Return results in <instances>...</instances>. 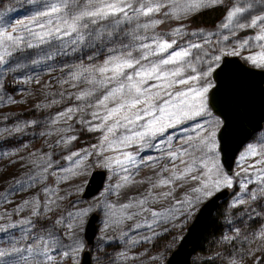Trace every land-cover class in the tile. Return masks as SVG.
I'll return each mask as SVG.
<instances>
[{
  "label": "rangeland",
  "instance_id": "1",
  "mask_svg": "<svg viewBox=\"0 0 264 264\" xmlns=\"http://www.w3.org/2000/svg\"><path fill=\"white\" fill-rule=\"evenodd\" d=\"M0 2L4 6L3 12H0V21L6 25L5 28H0V31L12 32L16 27L15 35L23 33V26L36 30L33 17L38 12L47 10L46 0H0ZM194 2L199 0H176L173 5H167L162 0H150L141 7L145 5L154 7L157 4L162 6L153 14L155 17L150 18V28L137 36L138 44H131L124 51L123 46L126 42L119 43L106 37L101 43L93 41L96 49H89L90 53L87 49L84 53L77 51L74 56L78 60L81 59L85 66L95 65L98 71L101 68L113 69L116 64L124 60L133 62L138 60L140 64L135 69H124L123 73L115 79H112L114 75L112 71H100L104 76L94 82V85H99L101 88L95 98L90 96L84 100H77V105L69 103L52 110L54 112L47 116L44 125L32 124L31 120L15 119L9 122L5 120V115L1 112L5 106L10 105L15 110L27 105L41 107L48 111L54 109V104L60 103L59 101L63 98L54 95L52 91L46 92L45 84L54 79L55 67H43L42 72L40 70L35 73L26 70L21 78L15 76L10 78L13 84L18 81L20 85L15 83L10 88L5 85V88L0 90V145L3 148L0 163L5 164L3 160L7 159L6 165L10 164L13 170L17 169L14 171L15 174L18 171L21 173L19 178L24 180L25 188L29 189L23 192L20 187L11 188L7 183L1 185L0 232L13 235L20 243L17 247H24L23 249L31 246L39 247L43 251L42 241L52 242L47 247V251L52 256L51 261L40 259L37 262L30 253L25 252L26 264H79L80 251L85 247L89 248L91 264H161L169 250L166 244L180 235L196 206L207 196V192L225 186L227 194L220 204L223 207V213L229 211V207L239 204L241 207L237 209L238 214L246 207L252 209L255 197L264 193V121L237 151L231 173L227 174L222 169L217 150L214 153L205 150L207 154L203 152L194 154L196 164L193 165V171L179 179L177 177H180L186 166L192 163V156L178 157L173 160L169 153L179 152L184 146L183 141L188 136H195L193 129L197 124L205 127L211 125L216 129L219 123L215 124L213 121L220 122V119L213 115L209 108L211 120L208 114H202L172 127H166L162 133L144 136L143 139H130L126 144H120L119 141L132 137L135 132L147 131L143 125L148 124L151 117L132 124L122 121L125 126H116L114 134L107 131L108 127L116 125V122L124 115H130V119L135 121V116L131 113H135L137 109L128 108L122 109L112 120L104 121V116L110 109L130 99L124 93H119L106 100L104 104L99 103L121 84L140 87L144 92V95L140 97L141 101L146 99L151 101L150 104L141 103L137 106L139 109L147 108L151 112L154 108L161 106V98L167 99L163 95L164 90L161 86L170 81L144 77L145 83L139 84L138 81L142 77L135 76V72L142 68L150 69L151 65L159 64L160 60L168 58L176 51L187 49L194 43L193 40L188 39L183 40L184 42L176 40L172 47L163 53L159 52L157 47L161 42H172L174 37L170 29L178 28L179 30L175 33L183 35L182 27H190L191 23L188 20L193 12L189 11ZM98 3L99 0H91L90 4L88 0L79 7L70 6V10L75 13ZM167 8L170 13H178L174 16L186 15L159 20L158 15ZM18 22H23V26L17 27ZM38 22L46 23L47 18H40ZM238 32V41L234 39L235 42L221 50L217 56L223 53H236L246 62L264 68V63L260 62V57L264 56V40L257 39L258 36L264 35V23L259 21L256 25L250 23L248 27L244 26ZM79 34L83 35V33ZM72 37L77 39L75 34L69 36V38ZM224 37H227V41L231 38L229 35H223L222 38ZM67 38L63 37V39ZM142 45L149 47L145 48ZM3 51L4 49L0 48V52ZM150 53L154 54L150 55ZM144 56L148 58L141 59ZM251 58H256L257 63L254 64ZM2 66L3 64H0V68ZM174 69L175 67L170 65L162 66L165 72ZM198 73V70L195 72L192 69L186 70L179 78ZM129 75L133 76V80L127 79ZM208 83L211 82L207 79L191 85L173 83L166 90L175 93L184 91L188 87L207 86ZM77 87H80L79 81L56 86L67 94ZM156 93L160 94V98L156 96ZM132 95H135L134 88ZM69 101L70 99L65 102ZM69 109L73 111L70 112ZM140 114L143 115V112ZM167 123L169 122L165 120L157 126H164ZM12 132H20L18 139L23 140L15 141L17 147H13V143H5L6 136L11 135ZM12 137L14 140L17 139L14 134ZM73 137L75 139H72ZM252 149L260 155H250ZM126 155L131 159L125 160ZM118 158L125 160L123 165L118 166L114 163ZM181 159L185 163H181ZM201 159L207 162V167L200 165ZM257 160L262 162L257 164ZM251 165L254 167H250ZM95 166L104 167L105 179L102 187L86 198L80 192L89 170ZM125 176L129 177L128 181L124 180ZM192 176L198 179L193 180ZM224 178L231 179V186L222 183ZM161 180H168L170 183L161 185ZM218 180L221 181L219 186L215 183ZM205 184H208V187H204ZM169 193L170 195H166ZM111 199L121 207L122 211L120 214L122 221L119 223L117 232L112 235H103L97 242L92 238V241L87 243L82 236L86 211L92 208L97 212L99 202L102 203L105 200L108 202ZM141 200L145 202L140 204ZM178 201L180 204H177ZM125 205L130 207L125 208ZM34 211L38 215H33ZM153 213L157 215L153 216ZM230 220L229 218L227 222ZM28 221L31 223H27ZM100 224V229L106 232L109 224L105 217L101 219ZM13 230H16L15 234ZM154 230L157 237L166 241L171 237V240L163 242V245L157 243L156 248H150L147 243L152 238L148 239V237ZM69 236L71 244L59 246V243L68 240ZM222 241L227 242L228 245L225 252L216 250L213 256L208 252H194L192 258L198 261L206 257L209 261H214V264H254L255 262L264 264V214L257 227L252 229L242 227L240 230L236 227L234 233H230L228 238ZM0 250L7 251L8 248L0 245ZM65 252L69 255H64ZM11 264H25V261H12Z\"/></svg>",
  "mask_w": 264,
  "mask_h": 264
},
{
  "label": "trees",
  "instance_id": "2",
  "mask_svg": "<svg viewBox=\"0 0 264 264\" xmlns=\"http://www.w3.org/2000/svg\"><path fill=\"white\" fill-rule=\"evenodd\" d=\"M87 1L88 0H70L69 3L71 7L75 8L77 7V5L79 6ZM148 1L150 0H139V2H137V0H130L129 3H132L134 8H140L141 5ZM162 1H164V3H166L167 5H173L176 0ZM3 7L4 6L0 4V12H3ZM237 8H243L245 11L233 17L230 21L228 18V14L235 11V9ZM189 12H193L192 14H190V18L188 20V22L191 23L190 27H182L183 35H181L182 33H180V36L178 35V33H175L179 30L178 28L177 30L170 29L173 34L172 36L174 37L172 38V41L180 40V42H184L183 40L188 39L193 40V44L201 45L200 48L191 49L192 55L187 59L196 68V70L202 72L208 70L209 64L213 66L217 62V60H215V57H217V54L221 50L228 48L231 43H234V39L238 41V31L243 28L239 25L243 24L245 25V27H248V25L251 23L250 21L253 18H256L257 16L264 17V0H216V3L214 4L206 3L201 7L192 8ZM153 14L154 13L149 16H144L142 14L136 15L132 11H129V16L127 19H125L123 15L110 16L104 20L99 21L95 25L90 24L88 30L86 31L81 30L80 33H83L84 35V39L82 41L77 40L76 37H68L67 39H63L62 37L58 40L52 41L51 43L37 45L33 48H24L22 46L19 52H15L12 56L6 57V63L3 64V66L0 68V90L4 89L5 85H7V87L9 88L13 87L15 83L20 85V82L18 81L13 84L10 78H12L13 76L21 78V76L26 73V70L35 73L40 70L42 72L43 69L41 68L43 67H55V70L53 71L55 77L45 84V91H52L54 95L62 97L63 100L59 101L60 103H55L54 109H51L49 111L48 109L35 107L33 105H27V107L24 106L18 110L13 109L11 105L5 106L3 111L1 112V114L5 115V120H9V122H13L15 119L22 121L31 120L32 124L39 123V125H44L47 116L51 115L54 112H52V110L58 109L61 106L69 103L77 105V100H84L85 98H88L90 96L92 98H95L98 94L97 92H99L101 88L99 85H94V82H97V79H101L100 77L104 75L96 69L95 65H91L90 67L85 66L86 64L83 61H80L81 59L78 60V58L74 56L76 55V52L79 51L80 53H84L89 49H96L95 46H93V41L101 43L106 37H109L111 41H116L119 43L126 42L123 46L125 51L129 48V45L138 44L139 37L137 36L150 28V18L153 16ZM177 14L178 13H170L169 9L167 8L158 15V19L161 20L169 17L180 18L186 15L181 14L180 17L174 16ZM224 25H228V27H224ZM151 32L152 31H150V33ZM22 34L23 33H21L20 35ZM223 35L231 36L230 40L227 41V39H224L225 37L222 38ZM28 42L33 43V41L31 40H29ZM130 51L134 52L135 50ZM90 52L91 51H88V53ZM197 57H199V59H197ZM170 66L177 67L179 65ZM190 69L192 68L186 65L184 66V71H188ZM5 78L7 79L6 81ZM207 80L211 82L210 76L207 77ZM77 81H79L80 87H77V89L73 88V90H71V93L69 92L67 94L65 91L56 88L58 84L63 85L67 82L70 83ZM73 91L75 92L73 93ZM76 92L78 94H76ZM85 93H90V95H84L83 99H77V97H80ZM68 99H70V101L68 103L65 102ZM7 101H11V99H7ZM29 127L34 128L33 126ZM12 134H14L15 137L17 136V139L14 140ZM19 137L20 132H12L11 135L6 136L5 143H13V147H17L15 141H23L22 139H18ZM2 149L3 148L0 145V156L2 154ZM1 158L2 157H0V159ZM3 161H5V164L4 162L0 163V187L3 183H7L11 188L20 187L23 192L29 190L25 188L24 180L19 178L21 173L18 171L15 174L14 171H16L17 169L14 168L13 170L10 164L6 165L7 159ZM18 180L21 181L22 186L21 184L16 183V181ZM224 198L225 196L220 200L218 205L213 210L212 214L206 220L202 234L193 253L208 252L211 254V256H213V253L216 250L217 252H225L228 249V245L227 242L224 243L222 240L224 238H228V235L230 233H234L236 227H238L239 230L242 227L252 229L254 227H257V224H260L261 216L262 214H264V193L255 197L252 209H248V207H246V209L241 211L240 214H238L237 212V209L241 207V205L239 204L229 207V211L223 213V207L220 204ZM120 209L121 207L117 205L116 202L112 199L108 202H106L105 200L102 201V203H98L96 227L93 236L94 241H99L103 235H112L117 232L120 225L119 223L122 221L120 215L122 211ZM91 210L94 209H88L85 216ZM104 217L109 224L106 232H104L105 230L100 229V222ZM229 218L231 220L227 222ZM15 231L16 230H13L14 234ZM224 232L228 234H223ZM178 236H176L172 242L170 241L171 237H169L170 239L166 241L165 239L157 237L156 231L154 230L148 237V239L152 238V240L147 243V246L150 245V248H156L157 243H159V245H163V242L170 241L172 245L170 244V242L166 244V247L170 249L174 246L176 239H178ZM70 240L71 237L69 236V239L65 240L64 242H60L59 246L71 244ZM17 244H19L20 246V243L15 240L13 235L0 232V245H4V247H7V251L10 252L13 248H20L21 250L24 248L17 247ZM220 245H222V247ZM195 263L214 264L215 262L209 261V259H206V257L200 258L198 261H196L194 258H192L191 255V264ZM254 264H259V262H255Z\"/></svg>",
  "mask_w": 264,
  "mask_h": 264
},
{
  "label": "snow or ice",
  "instance_id": "3",
  "mask_svg": "<svg viewBox=\"0 0 264 264\" xmlns=\"http://www.w3.org/2000/svg\"><path fill=\"white\" fill-rule=\"evenodd\" d=\"M47 2V10L38 12L35 17H33V22H35V29L28 28L27 26H23V22H18L17 27H22L23 34L15 35L16 27L13 28L12 32L8 31H0V48H3L4 51L0 52V64L6 63V57L12 56L15 52H19L22 48H33L37 45H43L45 43H51L54 40L60 39L62 37H69L72 35H76L78 40H83L84 36L79 34L81 30H88L89 25H95L99 21L104 20L110 16H119L123 15L125 19L129 16V11H132L136 15H144L149 16L152 13L158 12L160 10L161 4H157L156 6H147L141 8H134L128 0H99L98 4H92L90 8L80 10L78 12H72L70 10L69 0H46ZM139 2V0H137ZM91 4V0H89ZM206 3H216V0H199V2H194L191 7L198 8L203 6ZM77 7H79L77 5ZM245 11L243 8H237L235 11L230 12L228 14V18L231 19L237 16L239 13ZM40 18H47L46 23H39L38 20ZM264 23V17L257 16L255 19L251 21L252 25H256L257 22ZM240 27H244L245 25L241 24ZM6 25L3 21H0V28H5ZM224 27H228V25H224ZM94 31V30H93ZM227 39V37H225ZM258 40H264V35L258 36ZM31 40L33 43H29ZM175 41L171 43L161 42L158 47V51L163 53L167 49L171 48ZM142 47H149L148 45H142ZM201 45L193 44L187 49H183L180 51H176L173 54H170L168 58L160 60L159 64L151 65L150 69H140V71L135 72V76L142 77L139 84H144L146 77L147 79H156V80H165L170 81L162 85L163 95L167 97V99L161 98V106L159 108H154L153 111H148L147 108L139 109L137 106L141 103L150 104V100L141 101L140 97L144 95L140 87H136L135 85L129 86L125 84H121L119 88L113 89V91L109 92L108 96L104 97V100L99 101L102 105L109 98L119 94L124 93L129 96L130 99L123 104H120L118 107H114L110 109L107 115L104 116V121L112 120L116 117L122 109H137L135 113H131V115L135 116V121L130 119V115H124L121 120L116 122V125L113 127H108L107 131L110 134H114V129L116 126H125L122 121H126L128 124L138 123L140 121L145 120L147 117H151V120L148 124L143 125L147 129L145 132H135L132 137H126L119 141L120 144H126L128 140H134L136 138L143 139L144 136L155 135L157 133H162L165 131L166 127H172L174 125L180 124L184 120H191L195 117L201 116L202 114H208L211 120V115L208 113V93L210 89L215 87V85L208 83L207 86H193L188 87L184 91H178L175 93L169 92L166 89L171 87L172 84L176 85H191L195 82L206 81L207 77L211 74L214 69L212 65H208L207 71L199 72L197 75L189 76L186 78H179L182 76L184 71V66H188L192 68V71L195 72L196 68L191 64V62L187 59L192 55L191 49L200 48ZM154 54V53H150ZM131 55V53H129ZM148 57L144 56L141 59L146 60ZM199 59V57H197ZM252 62L257 63L256 58H251ZM215 60H220V57H215ZM260 62L264 63V56L260 57ZM140 64V61H129L124 60L121 63L115 65L113 69L101 68V72L112 71L113 77L115 79L116 76L123 73L124 69H135ZM165 65H179L175 67L174 70L170 72H165L162 70V66ZM129 81L133 80V76L129 75L127 77ZM135 90V95H132V89ZM84 95H90V93L82 94L77 99H83ZM156 96L160 98V94L156 93ZM68 111H73L69 109ZM143 112V115L140 113ZM63 115V114H61ZM70 118V117H69ZM167 120L169 123L164 126L160 125L163 121ZM213 123L218 124V121H213ZM195 136H188L187 139L183 141V147L179 152H170V157L175 160L178 157L184 156H192V163L186 166V169L183 173H181L179 178H182L185 175H188L193 171V165L196 164V152H203L207 154V152L214 153L216 151L217 145L215 143L216 140V130L214 127L209 125V127H205L204 125L197 124L193 129ZM203 133V135H202ZM72 139H75L73 137ZM107 140V137H105ZM207 150V152H205ZM250 155L259 156L260 153L256 152L255 149L250 151ZM129 156H125V160H130ZM125 160L116 159L114 163L118 166L123 165ZM262 161L257 160L256 163L259 164ZM181 163H185L183 159H181ZM200 165L203 167H207V162L203 159L200 160ZM215 167V165H213ZM250 167H254L251 165ZM126 171V169H124ZM211 172V169H209ZM205 175H208L205 173ZM193 180L198 179L196 176H192ZM125 181L129 180V177H124ZM209 182H211V177H209ZM17 184H21V181H16ZM170 181L161 180V185H167ZM217 186L221 184V181L215 182ZM222 183L227 186H231V179L224 178ZM22 186V184H21ZM204 187H208V184H205ZM195 191H200V189H195ZM207 195H212L211 192H207ZM166 195H170L166 194ZM145 201L141 200L139 203L143 204ZM177 204H180L178 201ZM125 208L130 207L129 205H125ZM33 215H38L36 211L33 212ZM79 215V214H78ZM156 213H153V216H156ZM131 218V217H129ZM27 223H31L28 221ZM151 227V225H149ZM52 243L51 241H42V245L44 246V250L42 251L39 247H26L21 250L20 248H13L10 252L0 250V264H11L12 261H27V257L24 255L25 252L31 254L32 258L39 262L40 259H44L47 261L52 260V256L47 251L48 245ZM58 250V249H56ZM64 255H69L68 252H65Z\"/></svg>",
  "mask_w": 264,
  "mask_h": 264
},
{
  "label": "water",
  "instance_id": "4",
  "mask_svg": "<svg viewBox=\"0 0 264 264\" xmlns=\"http://www.w3.org/2000/svg\"><path fill=\"white\" fill-rule=\"evenodd\" d=\"M219 57L220 60L212 66L214 71L209 75L215 87L208 93V108L220 119L215 129L216 150L222 169L229 174L237 151L264 121V68L246 62L236 53H223ZM105 171L102 166L89 170L80 192L82 196L90 197L100 189ZM211 193L196 206L161 264H191V255L206 220L227 194V188L220 186ZM96 216L95 210L85 216L82 236L87 243L94 236ZM78 263L91 264L89 248L80 251Z\"/></svg>",
  "mask_w": 264,
  "mask_h": 264
},
{
  "label": "bare ground",
  "instance_id": "5",
  "mask_svg": "<svg viewBox=\"0 0 264 264\" xmlns=\"http://www.w3.org/2000/svg\"><path fill=\"white\" fill-rule=\"evenodd\" d=\"M103 182H104V181H103ZM102 184H103V183H102ZM101 187H102V186H101ZM101 187H100V188H101Z\"/></svg>",
  "mask_w": 264,
  "mask_h": 264
}]
</instances>
